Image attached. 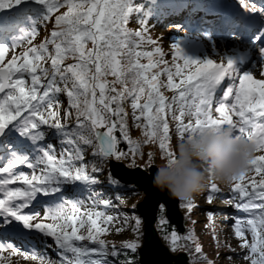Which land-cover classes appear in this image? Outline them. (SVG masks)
<instances>
[{
    "label": "snow or ice",
    "instance_id": "6c2138e0",
    "mask_svg": "<svg viewBox=\"0 0 264 264\" xmlns=\"http://www.w3.org/2000/svg\"><path fill=\"white\" fill-rule=\"evenodd\" d=\"M13 9L16 15H0V224L7 225L0 228V264H11L21 252L45 264L44 254L14 241L10 232L16 229L51 239V244L43 241L55 256L47 264H119L122 249L135 251V243L118 248L103 238L113 225L127 222L108 209L117 208L134 189L115 198L97 190L101 181L94 173L103 168L94 162L89 168L85 159L89 148L100 163L125 158L121 142L130 153L139 151L140 142L129 133L126 102L144 143H158L169 157L174 156L169 118L181 139L227 127L235 139L246 138L255 146L247 169L233 177L226 203L244 214L231 225L245 250L242 258L264 264V78H254L264 77V0H235L234 24L251 33L250 46L245 54H224L221 62L190 57L178 44L172 45V60H165L144 22L139 21L142 30L128 27L140 10L135 0H0V12ZM49 23L48 36L35 44ZM12 32L17 34L9 42ZM148 45L152 50H146ZM50 138L58 141L59 150ZM108 183L119 187L111 174ZM220 191L210 181L207 202ZM182 207L191 212L195 205L189 200ZM208 217L214 220L211 212ZM165 223L161 220V226ZM165 238L173 251L181 240L195 243L192 233L180 236L173 230ZM194 251L214 264L199 243Z\"/></svg>",
    "mask_w": 264,
    "mask_h": 264
},
{
    "label": "trees",
    "instance_id": "16d2710c",
    "mask_svg": "<svg viewBox=\"0 0 264 264\" xmlns=\"http://www.w3.org/2000/svg\"><path fill=\"white\" fill-rule=\"evenodd\" d=\"M135 2L137 5L140 6V10L134 13V15L130 18L128 27L132 30H142L144 26L141 25L139 21L144 22L148 29L147 35L150 36L153 40L158 42L157 45L165 53L164 59L167 61L172 60V52H173L172 45L174 43L173 42L170 43V48H171L170 50H167L169 47L164 49L163 48L164 44H162L160 40H157L155 38V33L162 26H168L175 21L183 20L180 21V23L185 24L186 16H188L190 13H192L193 10L197 8L198 2H200L199 4H206V5L208 4V2L205 3L203 2V0H135ZM17 12H18L17 9H13L11 12L5 10L3 15H16ZM51 29H52L51 23H49L46 27H42L40 30V34L36 38L34 43L35 44L41 43L44 40V38L48 36ZM15 34L17 33L15 32L9 33V42L11 35H15ZM17 51L19 52L20 50L18 49ZM141 62L146 63L147 61L142 60ZM178 63L182 64L183 61H178ZM161 67H163V65H161ZM188 71H189L188 69H185V74H187ZM161 80L166 82V77L161 76ZM176 82H179V78H176ZM162 91H164L165 95L169 97H171L173 94L172 91L166 89H162ZM60 100L63 102V105L66 108L68 103L66 98L63 95H61ZM124 107L128 113L127 121L129 125L130 136L134 143L136 141L140 142L139 151L135 154L130 153L129 152L130 146L126 142H121L120 144H118V148L120 149L121 152H124L127 155L125 156V158H122L117 161L123 163L130 169L140 168L146 171L149 170L154 165L158 166V164L164 159V157L167 156V154L159 149L158 143L156 142H152L148 144L144 143L142 128H137L133 124L132 109L130 107V103L126 102L124 104ZM185 122H187V117L185 118ZM72 123L73 121H69V124ZM169 124H170V136H171L169 150L173 152V146L181 138L178 136L175 130V122L172 121L170 118H169ZM116 135L119 137L120 133L117 132ZM186 136L187 134H185V137ZM50 142L56 144L57 149L59 150L60 145L55 138H50ZM91 151L92 150L89 148L86 150V154H85V159L90 162L89 168H91L92 162L96 163L98 167L103 168L102 172L94 173V175L98 176V179L101 181V183L95 185V188L97 190L108 193L111 197L115 198L116 196H121V193L127 189H134V191L122 196L123 202L119 203L117 208L108 209L109 214L127 217V222L116 223L115 225H113L111 229V234H108L103 238L106 239L110 244L116 245L118 248H120L123 244L128 242L135 243L137 245L135 251L129 249H122L121 255L118 257V261L119 264H125V261L130 259L134 262V264H140L139 251L143 245L144 238H143V223L140 217L138 216L137 205L144 200L145 194L136 186H126L121 183H119L118 188L110 187L108 183L109 175H110V172L108 170V163H107L108 160L106 159L103 163H100L98 159L94 160V158L91 156ZM150 153H151V157L149 156ZM133 164L135 166H133ZM207 193H208V185L206 186V189L200 192V194H203V198L204 197L206 198ZM221 196H222L221 194H215V198L213 202L218 201ZM191 201L195 205L193 198L191 199ZM187 202L188 201H183V202L179 201V206L182 208V204H186ZM197 212L198 210L196 206L192 209L191 212H189L188 209L187 211H185L184 221L185 222L187 221L188 226L183 235L178 233L177 230L173 228L168 223L167 220H165L164 210L163 212H160L159 214L160 222L161 220L166 221V223L163 226H161V224L156 226L161 242L171 252L175 254L185 253L189 264H206L205 260L202 257H198L194 251L196 247V243L202 245L203 254L207 256L208 260L214 261V264H227L216 260L215 257L217 253L214 252L215 251L214 246L216 245L217 241L216 239L215 240L213 239V235L221 232V230L219 229V222L223 220L217 219L216 216L213 215L214 220L210 221L209 217L207 216L206 223L210 224L209 227L210 233H208L203 240H200L197 238L195 232L193 231L195 223L198 221ZM133 219L135 220V223L132 222ZM137 219L140 221L139 225L136 224ZM116 228H122V231H120L119 233L126 234V240L124 242H118L112 239V235L117 233ZM173 230L176 231L180 236H187L189 235V233H192L195 238V243H193L191 240H187V241L181 240L180 244L182 246L179 247L176 251H173L169 240L165 238L166 234L171 233ZM47 255H49V257H51L52 259H55V256L51 253V251L48 252ZM111 259L112 258L109 257V260Z\"/></svg>",
    "mask_w": 264,
    "mask_h": 264
},
{
    "label": "rangeland",
    "instance_id": "374dc122",
    "mask_svg": "<svg viewBox=\"0 0 264 264\" xmlns=\"http://www.w3.org/2000/svg\"><path fill=\"white\" fill-rule=\"evenodd\" d=\"M235 2V0H234ZM3 12H0V14ZM134 15V14H133ZM177 26L169 27L168 29L163 28V26L155 33V38L160 40L164 44L163 48H168L170 50V43L178 44L184 51V53L190 57L201 59L205 57H210L215 59L217 62H221V56L224 54H241L239 51L243 50L247 46L242 38L232 39L229 37H223L217 33H209L208 31L201 28H195V33L190 32L191 28L183 27L177 29ZM182 38V41L181 39ZM185 40V42L183 41ZM177 41V42H176ZM158 46V45H156ZM153 46L148 45L146 50H152ZM166 50V51H167ZM214 53H219L220 55H214ZM254 78L261 79L264 77L254 74ZM231 115V113H229ZM216 117L219 116L218 113L215 114ZM234 120L237 117H232ZM260 154V153H258ZM23 171L28 172L29 170L26 167L22 168ZM148 171V170H147ZM217 185L220 188V193L222 196L216 202L208 203L206 198H203V194H196L193 199L195 206L198 210L197 217L198 221L195 223L193 231L195 232L198 239L203 240L205 236L210 233L209 227L210 224L206 223V217L211 212L217 219H222V222H219V229L221 232L216 233V245L215 251L217 253L215 259L221 261L222 263L227 264H248L246 260L242 257L245 250H242L239 247L240 241H238L232 231L233 218H241L244 214L238 213L237 210L226 203L227 199L231 195L230 193V184L224 185L218 182ZM206 189V188H205ZM37 209L40 207L37 205ZM180 212L184 218V213L187 211V208L180 207ZM184 222V221H183ZM161 224L160 219L156 222V226ZM186 224V226H185ZM215 224V223H213ZM183 225L187 228L188 224L186 222ZM207 225V227H206ZM13 228L16 229V225H13ZM10 234L14 237V241L21 246V248H27L30 251L34 250L36 253L43 254L44 250H47L44 247V242L51 243V239H46L40 237L36 233H29L27 230L16 229L11 231ZM112 239L118 242H124L126 240V234L115 233L112 235ZM230 244L235 252H230L226 245ZM171 252V251H170ZM172 255L176 256L171 252ZM25 254L21 252L20 254L13 256L11 258V264H40V261L33 260L31 258H24ZM231 256L232 259L229 260L227 257ZM45 264H47V258L45 256Z\"/></svg>",
    "mask_w": 264,
    "mask_h": 264
},
{
    "label": "clouds",
    "instance_id": "9594fccd",
    "mask_svg": "<svg viewBox=\"0 0 264 264\" xmlns=\"http://www.w3.org/2000/svg\"><path fill=\"white\" fill-rule=\"evenodd\" d=\"M173 153L158 164L153 186L181 202L191 200L210 181L230 184L256 154L253 144L235 139L227 127L186 136L175 143Z\"/></svg>",
    "mask_w": 264,
    "mask_h": 264
},
{
    "label": "water",
    "instance_id": "95a60500",
    "mask_svg": "<svg viewBox=\"0 0 264 264\" xmlns=\"http://www.w3.org/2000/svg\"><path fill=\"white\" fill-rule=\"evenodd\" d=\"M109 171L112 177L126 186H136L144 194L145 198L137 205V212L143 220L144 241L139 251L140 264H189L185 254L172 255L169 249L161 242L156 222L160 207L166 209V218L171 226L179 233L184 232L183 216L179 208V200L162 192L153 186V176L157 167H151L148 171L136 168L130 169L124 164L116 162L114 158L108 159Z\"/></svg>",
    "mask_w": 264,
    "mask_h": 264
},
{
    "label": "bare ground",
    "instance_id": "6f19581e",
    "mask_svg": "<svg viewBox=\"0 0 264 264\" xmlns=\"http://www.w3.org/2000/svg\"><path fill=\"white\" fill-rule=\"evenodd\" d=\"M259 76V75H258Z\"/></svg>",
    "mask_w": 264,
    "mask_h": 264
}]
</instances>
